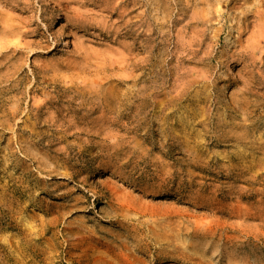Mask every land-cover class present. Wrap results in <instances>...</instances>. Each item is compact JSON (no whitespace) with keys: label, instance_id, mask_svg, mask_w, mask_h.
<instances>
[{"label":"rangeland","instance_id":"374dc122","mask_svg":"<svg viewBox=\"0 0 264 264\" xmlns=\"http://www.w3.org/2000/svg\"><path fill=\"white\" fill-rule=\"evenodd\" d=\"M103 1L0 77V264H264V0Z\"/></svg>","mask_w":264,"mask_h":264},{"label":"bare ground","instance_id":"6f19581e","mask_svg":"<svg viewBox=\"0 0 264 264\" xmlns=\"http://www.w3.org/2000/svg\"><path fill=\"white\" fill-rule=\"evenodd\" d=\"M53 3L57 5L59 13L62 14L60 21L64 19L68 28L80 32L94 31L95 29L102 27V24L100 25L99 21L102 19L104 20L105 16L110 14L100 13V15H98V12H96L93 6L94 0H53ZM105 3L110 6V9L112 6V10L120 12L123 17L126 13H128L126 5L127 2L124 0H114L113 4H109L112 3L111 0H105L101 4L104 5ZM36 4V0H0L1 78L7 76V70L9 69L8 63H11L18 56H28L30 53L48 49L50 47L46 41L47 36L45 34L46 32H43L42 25L48 27L47 24L53 19V17L47 8L44 9V11L43 9L39 10ZM136 4L139 5L140 8L139 20L141 29H143L145 25V0H136ZM257 14H260V12L258 11ZM131 28L132 27L128 28L127 31H131ZM135 37L136 39L138 38L137 41L141 51V56H139L140 58L136 67L139 71H141L140 82L143 84V70L149 63V60L145 56L147 52L146 39L143 31L138 35V37ZM254 37V51H256L261 47L260 40H264V36L259 34ZM74 42L75 53L79 56H83V54L91 56L92 52L94 54L98 52L93 47L85 46V42L80 41L78 34L75 36ZM12 79L13 78H9L5 82L2 81L3 83H6V86L0 87L1 92L12 91L19 86V81ZM135 108L138 116L127 117V119L134 121L143 115L145 109L144 97L137 98Z\"/></svg>","mask_w":264,"mask_h":264}]
</instances>
